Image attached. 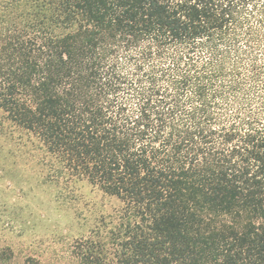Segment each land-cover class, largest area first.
I'll return each instance as SVG.
<instances>
[{
	"label": "trees",
	"instance_id": "trees-1",
	"mask_svg": "<svg viewBox=\"0 0 264 264\" xmlns=\"http://www.w3.org/2000/svg\"><path fill=\"white\" fill-rule=\"evenodd\" d=\"M0 136L122 204L76 264H264V0H0Z\"/></svg>",
	"mask_w": 264,
	"mask_h": 264
},
{
	"label": "rangeland",
	"instance_id": "rangeland-1",
	"mask_svg": "<svg viewBox=\"0 0 264 264\" xmlns=\"http://www.w3.org/2000/svg\"><path fill=\"white\" fill-rule=\"evenodd\" d=\"M27 140L20 147L0 136V251L13 252L11 264L28 257L42 264H76L75 241L116 216L122 204L86 182L46 180L41 152Z\"/></svg>",
	"mask_w": 264,
	"mask_h": 264
}]
</instances>
